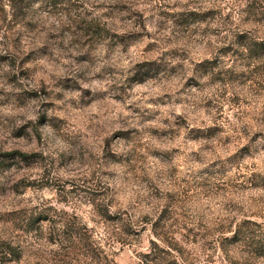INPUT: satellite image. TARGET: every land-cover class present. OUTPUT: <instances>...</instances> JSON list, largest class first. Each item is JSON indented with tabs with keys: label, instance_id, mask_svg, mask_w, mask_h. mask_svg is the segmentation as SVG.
Here are the masks:
<instances>
[{
	"label": "rangeland",
	"instance_id": "obj_1",
	"mask_svg": "<svg viewBox=\"0 0 264 264\" xmlns=\"http://www.w3.org/2000/svg\"><path fill=\"white\" fill-rule=\"evenodd\" d=\"M4 243L264 264V0H0Z\"/></svg>",
	"mask_w": 264,
	"mask_h": 264
},
{
	"label": "trees",
	"instance_id": "obj_2",
	"mask_svg": "<svg viewBox=\"0 0 264 264\" xmlns=\"http://www.w3.org/2000/svg\"><path fill=\"white\" fill-rule=\"evenodd\" d=\"M16 154L21 155L22 159L28 158V156L25 155V154H20L19 152L16 153ZM14 155L15 154H10V155H8V157L9 156H14ZM4 161L5 160H2L1 163L4 162ZM0 254H1L2 257H4L3 259L6 260V258L8 259L9 257H12V255H14V249H13V247L10 244H5L4 243L3 246L0 247Z\"/></svg>",
	"mask_w": 264,
	"mask_h": 264
}]
</instances>
